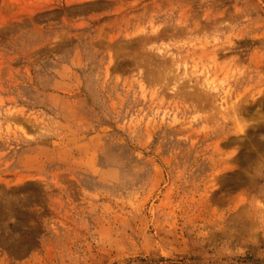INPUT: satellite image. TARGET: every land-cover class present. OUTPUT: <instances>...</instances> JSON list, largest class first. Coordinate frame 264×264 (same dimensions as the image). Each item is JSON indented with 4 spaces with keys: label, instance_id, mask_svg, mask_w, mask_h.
I'll use <instances>...</instances> for the list:
<instances>
[{
    "label": "rangeland",
    "instance_id": "obj_1",
    "mask_svg": "<svg viewBox=\"0 0 264 264\" xmlns=\"http://www.w3.org/2000/svg\"><path fill=\"white\" fill-rule=\"evenodd\" d=\"M0 264H264V0H0Z\"/></svg>",
    "mask_w": 264,
    "mask_h": 264
}]
</instances>
